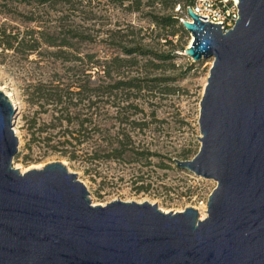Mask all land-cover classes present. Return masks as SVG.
<instances>
[{
	"label": "water",
	"instance_id": "95a60500",
	"mask_svg": "<svg viewBox=\"0 0 264 264\" xmlns=\"http://www.w3.org/2000/svg\"><path fill=\"white\" fill-rule=\"evenodd\" d=\"M231 31L191 9L183 56L212 59L200 147L175 165L216 183L206 217L148 202L93 206L59 162L20 172L15 109L0 92V264H264V0H237Z\"/></svg>",
	"mask_w": 264,
	"mask_h": 264
},
{
	"label": "rangeland",
	"instance_id": "374dc122",
	"mask_svg": "<svg viewBox=\"0 0 264 264\" xmlns=\"http://www.w3.org/2000/svg\"><path fill=\"white\" fill-rule=\"evenodd\" d=\"M148 9L143 8V13ZM30 10L31 7L6 2L4 7L0 6V25L17 28L21 33L33 27L46 30L51 26L52 16L45 12L40 13V24L23 22L15 14ZM84 10L83 14L75 12L69 16L67 27L60 28L55 35L67 30L69 23L74 21L80 25V30L86 29L90 42H73L72 48L62 49L60 58L53 56L57 49L44 45L31 55L0 48V92L9 96L8 99L18 107L13 117V131L17 132L18 139V152L12 159L13 168L24 173L59 162L69 173L77 175L89 192L93 206H105L113 201L148 202L157 205L162 213H180L192 208L199 213V219L200 213L204 211L205 218L207 200L216 183L178 168L174 160H191L199 150V102L213 62L211 58L196 63L190 59L178 60L179 70L169 74L175 79L168 83L171 89L169 94L142 92L141 97L129 98L126 103L119 105L121 109L130 105L136 110L130 108L128 111H119L117 107L113 108L111 102L106 104L104 99L97 105V109L88 108L84 101L70 111L78 120L69 125L56 120L59 113L52 110L54 106L42 102L29 103V94L34 92L37 85L42 86L43 95L51 94L53 92L49 90L63 88L68 83L83 85L87 89L94 87L90 86L91 83L98 86L102 83L101 72L84 71V64L67 62L66 59L92 54L100 61L109 60L116 55L111 43L117 31H120L118 34L121 36L139 28L154 29L141 13H131L124 8L102 5L100 10L93 6ZM191 42L189 35H182L178 40L184 49ZM135 71V67L122 70L121 77H143L139 74L140 69L137 70L138 74ZM88 74L92 75L90 81ZM112 77L114 81L120 79L115 75ZM103 80L104 85L113 83V80ZM121 98L125 99V96ZM80 121H88L82 126L83 129L87 128V134H78L77 123ZM131 123L142 127L134 128ZM95 124L103 131H96ZM120 129L129 131L136 147L153 155L148 160L149 165L108 159L93 160L95 145L105 147L104 130L114 134ZM63 154L74 160L68 161L62 157Z\"/></svg>",
	"mask_w": 264,
	"mask_h": 264
},
{
	"label": "trees",
	"instance_id": "16d2710c",
	"mask_svg": "<svg viewBox=\"0 0 264 264\" xmlns=\"http://www.w3.org/2000/svg\"><path fill=\"white\" fill-rule=\"evenodd\" d=\"M193 1L1 0V7L2 5L4 7L6 2L31 7V10L25 13H15L23 22H39L40 24V13L45 12L52 16H50L52 24L46 30L42 27H33L22 33L17 28L13 29L5 24L0 25V48L4 51L31 55L38 52V49L44 45L47 48L57 49L58 51L52 54L60 58L59 54L63 52L62 49L72 48L73 42L81 44L90 42L86 29L80 30V25L74 21L69 23L67 30L59 31L57 36L55 35L60 28L67 27L66 24L69 16H73L75 12L83 14L85 13L84 8L89 9L93 6V8L100 10L102 5H110L115 8H124L131 13H141L143 18L149 20L150 25L154 29L149 30L148 28L147 30H143L139 28L135 32L123 33L121 36L118 34L120 31H117L114 39H112L113 43H111L114 46L116 55L112 56L109 60L100 61L92 54H86L82 58L76 56L73 59H66L67 62L77 61L81 65L84 64L86 66L84 71L101 72L103 74L100 80L101 84L95 86L94 83H91L90 86L94 87L87 89L83 85L78 86L76 83H68L63 88L56 87L49 90L53 93L48 95H43L42 86L37 85L34 92L29 94V103L38 104L42 102L43 104L54 106L52 110L59 113L56 120L59 122L63 121L69 125L73 121L78 120L70 114V111L74 110L76 106L84 101L87 102L88 108H96L104 99L106 104L111 102L113 108L117 107L119 111H128L132 108L130 105L123 109L119 105L126 103L129 98L137 99L142 96V92H154L162 95L169 94L171 91L168 83L175 81V79L171 78L169 74L179 70L180 65L178 64V60H187L181 55L184 47L178 43L182 35H188L182 28L180 19L186 15V9L192 6ZM177 7L179 8L178 11H176ZM143 8L149 9L146 13H143ZM74 26L75 28H73ZM130 37L132 38L129 39ZM146 40L148 41L147 43H145ZM131 67H135L137 74L139 73L137 70L140 69L139 74L143 75V77L128 78L125 75L121 77L123 75L121 71L129 70ZM167 72H169L168 75L166 74ZM112 75L120 79L114 81ZM87 77L90 81L92 75L88 74ZM104 78L113 80V83L104 85ZM84 94L85 97L83 96ZM119 95L125 96V99H122ZM132 109L136 110L135 108ZM87 122L80 121L77 123L79 127L78 134L80 132L87 134V128H82L83 124ZM131 125L137 129H141L142 127V125L136 123H131ZM94 129L98 132L103 131L97 128L96 124L94 125ZM104 134L103 141L105 147L101 148L100 145H95L97 147L94 151L93 160L108 159L128 164L141 162L143 166L150 164L148 160L153 155L136 147L131 134L126 129H120L114 134H109L107 130H104ZM62 157L68 161L74 160L73 157L66 156L65 154Z\"/></svg>",
	"mask_w": 264,
	"mask_h": 264
},
{
	"label": "built area",
	"instance_id": "2783aa9c",
	"mask_svg": "<svg viewBox=\"0 0 264 264\" xmlns=\"http://www.w3.org/2000/svg\"><path fill=\"white\" fill-rule=\"evenodd\" d=\"M237 5V0H194L192 6L187 9H191L197 17L206 18L207 23L222 24L220 27L223 33H227L233 29L238 19ZM178 10L177 7L176 11ZM183 21H189L186 15L180 19V23ZM189 23L192 22L189 21ZM181 55L183 56V53Z\"/></svg>",
	"mask_w": 264,
	"mask_h": 264
},
{
	"label": "bare ground",
	"instance_id": "6f19581e",
	"mask_svg": "<svg viewBox=\"0 0 264 264\" xmlns=\"http://www.w3.org/2000/svg\"><path fill=\"white\" fill-rule=\"evenodd\" d=\"M192 40H193V38H192ZM8 97H9V96H8ZM9 100H10V102L13 104V107H14L15 111H17V109H18L17 104H16L15 102H13L10 98H9ZM14 134H15V136H16V135H17V132L14 131ZM204 216H205L204 211H202V212L200 213V219H203Z\"/></svg>",
	"mask_w": 264,
	"mask_h": 264
}]
</instances>
